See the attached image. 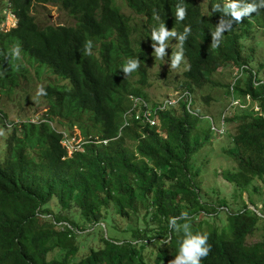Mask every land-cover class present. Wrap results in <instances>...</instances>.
I'll use <instances>...</instances> for the list:
<instances>
[{"label":"trees","instance_id":"trees-1","mask_svg":"<svg viewBox=\"0 0 264 264\" xmlns=\"http://www.w3.org/2000/svg\"><path fill=\"white\" fill-rule=\"evenodd\" d=\"M4 1L15 24L0 28V95L30 82V70L50 77L42 86L46 111L39 120L14 123L1 116L11 128L0 160V264H146L142 251L148 245L156 249L154 264H169L185 239L183 230L169 228V218L182 213L193 235H208L211 251L201 264H264V214L253 200V208L241 200L254 180L264 187V82L255 84L259 76L251 67L264 74V65L244 43L258 30L264 48V8L237 22L229 11L233 0H122L128 13L116 0ZM254 2L260 0H236L235 10L245 12ZM37 5L57 6L74 24H38L32 15ZM177 8L185 9L183 20ZM161 24L175 31L169 37L185 63L180 89L196 92L208 84V74L235 66L241 75L226 94L249 96L263 113L225 118L237 124L233 146L224 151L235 169L221 172L232 185L234 208L224 197L201 198L200 168L192 161L211 131L201 132L184 102L160 117L165 136L139 122L120 128L127 96L148 100L142 39L153 41ZM218 28L220 42L213 39ZM88 40L91 55L85 54ZM17 45L19 58L12 54ZM131 59L140 64L126 75L122 69ZM75 126L85 143L68 156L59 130ZM52 200L55 212L48 208ZM110 208L122 219L132 216L137 227L130 226L125 239L100 237L99 247L79 256L95 239L88 229L100 226ZM258 231L261 240L246 243Z\"/></svg>","mask_w":264,"mask_h":264},{"label":"rangeland","instance_id":"rangeland-1","mask_svg":"<svg viewBox=\"0 0 264 264\" xmlns=\"http://www.w3.org/2000/svg\"><path fill=\"white\" fill-rule=\"evenodd\" d=\"M118 5L122 4V0H116ZM123 12H127L123 5H121ZM32 15L35 21L42 25H73L74 21L62 10H59L57 6L45 5V6H34L32 10ZM0 17H3V21L0 22V28L4 31L8 30L15 24V19L12 14L6 9V3L4 0H0ZM253 38L251 40L245 41V48H253L255 50V61L259 64L264 65V48H263V37L258 32H253ZM143 44L141 49L144 51V65L147 70L146 82L144 85L145 93L151 103H160L165 98L169 96H174L177 89H180V81L182 80V71L185 63L182 58V62L177 68H172V60L174 59V54L179 51V44L172 37H167L162 42L164 47V56L162 59L158 58L155 53V48L161 47V42L156 40H150L149 38L142 39ZM137 56H140L139 51H135ZM248 52H246L247 54ZM253 63H251L252 65ZM252 73H257L260 77L259 83L264 81V74L262 71L257 72V66H251ZM30 75L32 78L30 82H23L17 90L8 92L0 95V160L3 152L5 151V135H8V128L11 125L7 120L14 123L18 122V119L31 118L34 121L39 120L42 114L46 111V105L42 101L40 95H38L39 89L49 82H46L47 78L50 77L47 72H42L36 75L33 70H30ZM241 72L237 70L235 66L226 65L221 67L217 71L208 74L209 82L207 85L203 86L200 90L196 92H190L191 99L195 103L194 106L187 108L190 112H197L200 116L198 118V126L202 129L201 132L207 131L210 125L208 117L212 118V121L218 122L223 116L229 117L228 115H233L234 113L250 114L253 117H261L260 108L258 103L251 101L248 97L239 98L236 95L232 98L227 93V85H233L235 79L240 77ZM139 77H132L136 79ZM203 97L206 100H203ZM7 115V120L1 117L2 115ZM236 123L231 124L224 122L222 133L220 135H213L211 132L209 135V143H206L200 151H198L193 156L192 163L194 167L200 168L199 182L201 184V198L207 199V201L216 200V198L224 197L227 199V204L234 208L236 204H232V199L230 197L232 193V185L226 182L222 176L221 172L224 170L233 171L232 168L234 163L230 158L224 153L227 148L233 146L231 142V135L235 133ZM63 130V129H61ZM68 139L67 145L70 147H78L80 141L82 140L80 130L75 126L72 130L67 131ZM63 145V143H62ZM254 187L259 189L260 195L264 192V187L261 181L254 180L250 184L247 190L242 194L241 200L249 208H253L250 203V199L253 200V204L256 205V209L260 214H264V210L261 209L264 203V197L259 194L254 193ZM259 195V196H258ZM222 199V198H221ZM240 200V202H241ZM112 205L110 204L109 207ZM56 201L52 200L48 204V208L55 212ZM261 207V208H260ZM111 209V208H110ZM257 211V212H258ZM110 216L103 222L100 226L91 227L88 229L90 235L94 237V240H88L83 246L84 250L79 253L84 254L87 252V247H99L101 244L99 242L100 237L104 238H118L125 239L129 237L127 231L130 226H136V221L134 218L129 217V219H122L119 215L115 214L114 211H110ZM264 223V220H259V223ZM262 232L258 231L255 235L250 236L246 243L253 244L262 238ZM156 254V249L152 245H148L142 251V255L146 264H154V258Z\"/></svg>","mask_w":264,"mask_h":264},{"label":"clouds","instance_id":"clouds-1","mask_svg":"<svg viewBox=\"0 0 264 264\" xmlns=\"http://www.w3.org/2000/svg\"><path fill=\"white\" fill-rule=\"evenodd\" d=\"M224 2L227 4V5H231L230 3V0H224ZM261 8H264V0H260L259 3H252V4H248L245 6V12H241V11H236V0H233L232 2V7L231 9H229L233 19L237 22H241L242 19H243V16L244 15H250L251 13L253 12H257L259 9ZM176 17L178 20H183L185 18V9L183 8H177V11H176ZM256 25H254L255 27ZM188 27H185V30H187ZM254 30H257V28H255ZM253 30V31H254ZM220 29L218 28L216 33L214 34V37L213 39L214 40H220L222 39V37L220 36ZM254 32H258L257 31H254ZM170 35H175V31L173 30L171 33H169L168 31H166L163 27V24L160 25L159 27V35H157V29H153L152 31V39L158 41V42H161V47L160 48H155V53H156V56L160 59L163 58L164 56V47L165 45H163V41L164 39H166L167 37H169ZM253 38V36H252ZM251 38V39H252ZM218 45L216 43L213 44V47H217ZM85 54L87 55H91L92 54V48H93V44H92V41L91 40H88L85 42ZM12 54L14 57L16 58H19L20 57V48L19 46H15L13 49H12ZM182 62V53L181 52H177L174 54V59L172 60V64H171V67L172 68H177L179 67V65L181 64ZM139 64H140V61L137 60V59H131V60H128L126 62V64L123 66V73L124 74H130L131 72L135 71L136 69H138L139 67ZM264 76V75H263ZM258 80L260 81V77L258 78ZM258 82H255V84H262L264 81H262L261 83ZM184 92H187L190 97H191V94H190V91L187 90V89H177V91L175 92V95L174 96H169L167 98H165L162 102L156 104V103H151L150 102V99H145L143 97H137V96H133V95H128L127 98H126V109L124 110L123 114H122V123L120 125V128H128V126H130L132 123L134 122H139L140 124H143L144 126H147L149 128H156V131L158 133H160L161 135L165 136L164 133H162L161 131V126H162V123H161V119L160 117L168 112V111H172V110H175L177 109L179 106H180V102H184L185 103V109L187 110V102L184 100V99H179L175 104L173 105H170V106H166L164 107L163 104H164V101L167 100V99H171L172 97H175L176 94H182ZM46 93L44 92L43 88L41 87L38 91V95H45ZM130 97H134V98H139V99H142L147 105L148 107L151 109V110H155V114L153 116V119H154V124H150V123H147L145 121L142 120L141 116H142V113L140 112V108H134L132 109V104L130 102ZM249 98V96H246ZM250 99V98H249ZM251 100V99H250ZM253 102H256L258 103L257 101H254V100H251ZM194 103L191 99V104L190 106H194ZM188 111V110H187ZM191 115L195 116V117H200L197 112H190L188 111ZM261 112V110H260ZM138 114V118L136 119L135 118V115ZM262 116H263V113L261 112ZM235 115V114H234ZM232 115V116H234ZM232 116H229V117H232ZM210 119L212 120V118L208 117V120L210 121ZM28 121L29 122H36L34 120H32L31 118H28ZM127 122V125H124V123ZM214 124H217L218 122H215V121H212ZM10 125V124H8ZM210 127V125H209ZM70 131V130H69ZM211 131V130H210ZM59 132H61L62 134V139H61V145L63 143V140H64V135L63 133L66 135V138L67 140L69 141L70 138L68 139V133L67 131H64L63 130H59ZM212 134L214 135H218V134H215L214 132L211 131ZM222 136V135H220ZM84 139L82 138V140L80 141L78 147L74 146V150L71 152V154L75 151H77L80 146L82 144H84ZM64 148L65 146L62 145ZM65 150L67 151V149L65 148ZM71 154L68 153L67 151V155L68 156H71ZM184 218L185 219V223L183 224H180L179 221L180 219ZM169 228L171 229H174L176 231H181L183 230L184 234H185V239L182 241L181 243V246H180V249H179V253L178 255L169 261V264H201V260L203 258H206L210 251H211V245L208 244V235L207 234H201V233H197L195 235L192 234L190 228V224L187 222V213H182L180 217H170L169 218V224H168Z\"/></svg>","mask_w":264,"mask_h":264},{"label":"built area","instance_id":"built-area-1","mask_svg":"<svg viewBox=\"0 0 264 264\" xmlns=\"http://www.w3.org/2000/svg\"><path fill=\"white\" fill-rule=\"evenodd\" d=\"M230 88H231L230 91L232 93V88L233 87H230ZM179 99H184L187 102V108L190 107L191 97H190V95L187 92H184L182 94H176L175 97H172L171 99L165 100L163 106L166 107V106L173 105ZM130 102L132 104V109L138 108V107L140 108V112L142 113L141 118H142L143 121H145L147 123H150V124H154L153 116L155 114V110H151L148 107V105L142 99H139V98L130 97ZM228 116H232V115H228ZM138 117H139L138 114H136L135 118L137 119ZM225 118H226V116H223L221 118V120L218 121L217 124H214L212 122V120L210 119V130L212 132H214L215 134L221 135L222 128H223V125H224V122H225ZM124 125H127V122H125ZM63 135H64L63 145L67 149L68 153L71 154V152L74 150V148L67 145L68 140H67L66 135L64 133H63Z\"/></svg>","mask_w":264,"mask_h":264}]
</instances>
